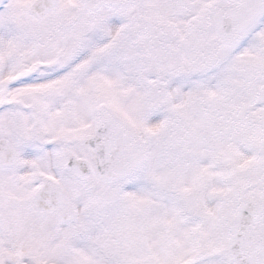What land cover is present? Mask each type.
<instances>
[{
  "label": "snow or ice",
  "instance_id": "obj_1",
  "mask_svg": "<svg viewBox=\"0 0 264 264\" xmlns=\"http://www.w3.org/2000/svg\"><path fill=\"white\" fill-rule=\"evenodd\" d=\"M0 264H264V0H0Z\"/></svg>",
  "mask_w": 264,
  "mask_h": 264
}]
</instances>
